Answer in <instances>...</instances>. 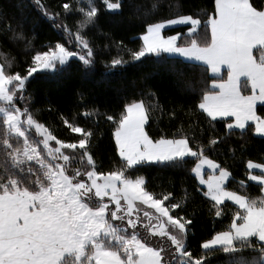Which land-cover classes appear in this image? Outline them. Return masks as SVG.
Instances as JSON below:
<instances>
[{"label":"snow or ice","instance_id":"obj_1","mask_svg":"<svg viewBox=\"0 0 264 264\" xmlns=\"http://www.w3.org/2000/svg\"><path fill=\"white\" fill-rule=\"evenodd\" d=\"M30 3L64 41L37 50L36 22L0 7V264H264V156L247 159L240 180L218 162L221 145L241 141L243 155L249 134L264 138V0H212L198 9L186 0ZM102 22L138 26L142 46L114 39ZM149 63L171 73L175 99L162 103L148 74L131 91L121 84L114 108L83 90L67 112L47 99L37 106L38 74L75 67L91 76L102 66L108 84ZM45 113L76 138H58ZM161 116L178 123L175 132L153 134ZM101 124L114 140L107 163L96 151ZM149 169H187L198 183L180 194L171 180L154 185ZM197 199L230 223L193 249L201 209L189 205Z\"/></svg>","mask_w":264,"mask_h":264},{"label":"trees","instance_id":"obj_2","mask_svg":"<svg viewBox=\"0 0 264 264\" xmlns=\"http://www.w3.org/2000/svg\"><path fill=\"white\" fill-rule=\"evenodd\" d=\"M46 2L54 5L59 3L60 0H46ZM186 3L189 9H198L201 5L204 7L210 6L212 0H186ZM18 4H23L22 13L21 9L18 8ZM0 7H2L10 17H19L23 14L29 21L36 22L37 38L35 46L37 50H40L42 46L50 42L56 43L64 41L63 34L52 28L46 19L40 17L39 12L32 7L30 0H0ZM113 19L120 18L114 17ZM69 23H71V21H69ZM175 29L178 31H186L183 26L175 27ZM102 30L104 32L111 31L114 39H123L131 48L142 46L143 41L141 37L145 34L138 26L129 25L127 23L111 26L102 22ZM175 34L176 31H166V36ZM95 39L101 45L107 42L103 35H95ZM114 54L113 52V55ZM153 59L155 60L156 58L154 57ZM200 71H203V69H200ZM103 72L104 69L101 66L97 69L96 73L91 76L82 74L75 67L72 71L62 76L38 74L40 78L33 83V88L36 90L39 98L37 106H43L44 101L47 99L51 100L61 110L67 112L74 107L76 94L83 90L86 91L90 99L100 105L102 109L104 105H111L114 108L120 99L117 89H120L121 84L127 85L128 90L131 91V82H140L143 77L148 74H151L148 83L150 85H155L152 90L158 91L161 94L162 103L175 99V93L171 87L172 75L162 66H157L153 63L144 64L139 67L129 66L125 72L116 73L108 84L100 82ZM206 76H211L210 71L206 73ZM42 120L53 123L54 127L58 130V138H63L65 140H74L76 138V134L71 133L70 130L61 125L54 115L45 113ZM81 124L82 126H90V122L86 121H81ZM177 126L178 123L176 121L169 122L166 116H161L158 124H153L152 132L155 134L157 128L165 133L175 132ZM101 129L104 135L99 140L96 151L99 153L100 157L105 160V163H107V160L113 155L114 140L109 126L101 124ZM245 139L247 140V145L243 155L239 152V144L241 141L236 139H233L231 144H223L220 146L221 151L218 162H223L228 165L237 180L246 179L244 173L246 171L245 165L247 159L261 162L260 158L264 156V138L255 135V133H251ZM233 147L237 149L235 157L231 152V148ZM192 166L194 165H189L188 167L190 168ZM147 175L153 179L154 185H160L164 188L167 187L169 180H171L175 185L174 191L180 194H182V188L190 189L194 183H198L187 169L181 172L149 169ZM247 183L251 186L248 191L252 194L258 193L259 189L255 183L250 181H247ZM233 187L235 188L236 185H233ZM156 190L160 191L161 187H157ZM226 203L231 204L230 202ZM193 208L201 209L197 216L198 222L194 230L195 235L190 238L192 248L196 249L203 240L214 234L215 231L226 229L230 220L225 218L223 221H220L218 218L210 217L206 211L207 203L200 199H197L195 203L189 205L190 211ZM232 210H235L234 206Z\"/></svg>","mask_w":264,"mask_h":264},{"label":"crops","instance_id":"obj_3","mask_svg":"<svg viewBox=\"0 0 264 264\" xmlns=\"http://www.w3.org/2000/svg\"><path fill=\"white\" fill-rule=\"evenodd\" d=\"M210 73H211V72H210ZM211 75H212V74H211ZM205 171L208 172V171H210V170L205 169ZM254 171H255L256 174H259V170H254ZM250 182H252V181H250ZM252 183H255V182H252ZM230 203H231V202H230Z\"/></svg>","mask_w":264,"mask_h":264},{"label":"rangeland","instance_id":"obj_4","mask_svg":"<svg viewBox=\"0 0 264 264\" xmlns=\"http://www.w3.org/2000/svg\"><path fill=\"white\" fill-rule=\"evenodd\" d=\"M174 27H179V25L178 26H174ZM166 31H168L167 29L164 31V33H163V35H165L166 36Z\"/></svg>","mask_w":264,"mask_h":264}]
</instances>
